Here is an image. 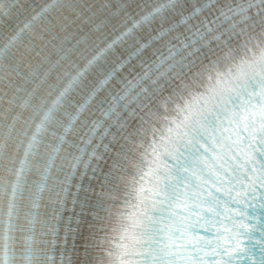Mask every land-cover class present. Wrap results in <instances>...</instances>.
I'll use <instances>...</instances> for the list:
<instances>
[{"label": "snow or ice", "instance_id": "obj_1", "mask_svg": "<svg viewBox=\"0 0 264 264\" xmlns=\"http://www.w3.org/2000/svg\"><path fill=\"white\" fill-rule=\"evenodd\" d=\"M77 174L60 264H234L248 219L264 237V0H0V264H57Z\"/></svg>", "mask_w": 264, "mask_h": 264}]
</instances>
